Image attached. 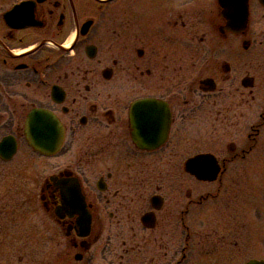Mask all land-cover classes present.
Returning a JSON list of instances; mask_svg holds the SVG:
<instances>
[{"label": "flooded vegetation", "instance_id": "obj_1", "mask_svg": "<svg viewBox=\"0 0 264 264\" xmlns=\"http://www.w3.org/2000/svg\"><path fill=\"white\" fill-rule=\"evenodd\" d=\"M3 138L0 264L264 261V168L247 239L218 216L226 165L264 164V0H0Z\"/></svg>", "mask_w": 264, "mask_h": 264}, {"label": "rangeland", "instance_id": "obj_2", "mask_svg": "<svg viewBox=\"0 0 264 264\" xmlns=\"http://www.w3.org/2000/svg\"><path fill=\"white\" fill-rule=\"evenodd\" d=\"M236 47V66L243 68L247 66L249 55H247V51H244L241 48L240 39H236ZM249 52L251 53L252 51ZM237 111L245 112V118L239 120L240 123L237 124L233 130H230V135L223 136L222 138L224 139L221 138V142L234 140L238 143H247V106L237 108ZM221 131L222 129H219V133ZM246 146L247 144L245 147ZM216 151L220 152L219 155L221 157L228 153L225 149ZM236 152H239V150L237 149ZM255 153L256 151L252 150L250 154L246 153L245 158H239L236 161L228 163L224 175L222 176L220 195L224 196L223 206L225 209L224 213H222L223 217L218 214L220 222L219 229L221 228V225L225 223L226 229L224 232H229L231 237L247 239L249 232L247 229V206L249 205V195L252 197V201L255 204V201L259 202L260 194L263 190L260 182V175L262 173L260 169L264 168V164L260 161L255 162L249 160V158L253 157ZM230 221H233L231 227L229 226L230 223H228ZM212 222L216 223L217 221L214 219ZM252 229L255 232L260 231L259 227H256V225L253 226Z\"/></svg>", "mask_w": 264, "mask_h": 264}, {"label": "water", "instance_id": "obj_3", "mask_svg": "<svg viewBox=\"0 0 264 264\" xmlns=\"http://www.w3.org/2000/svg\"><path fill=\"white\" fill-rule=\"evenodd\" d=\"M245 20V17H243ZM244 20L242 23H244ZM245 47V46H244ZM38 112L36 109L31 110L27 116H26V120H25V135L26 138L29 142V144L36 150H41L44 152H51L57 145H55L54 142H49L48 144H44L42 145L41 143V139L39 137V130H38V126H37V120H38ZM47 135V133H45ZM61 134H59V139H60ZM3 142L0 144L4 145L6 144L5 138H3L2 140ZM198 158L203 157V169L201 170V168L196 166L195 163V159L196 158H191L188 161L187 164V169L188 171H190L191 173H194L196 175H198V177H202V178H209L212 179L214 178L215 174L218 171V166H214V169L211 170L210 172L208 171L209 167L207 166V161H210V158L212 157L211 154L209 153H205V154H201L197 156ZM198 168V169H196ZM245 264H264V261H254V260H250L248 262H246Z\"/></svg>", "mask_w": 264, "mask_h": 264}]
</instances>
